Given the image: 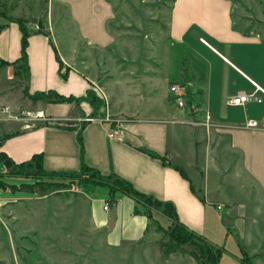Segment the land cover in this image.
<instances>
[{"label": "crops", "instance_id": "1", "mask_svg": "<svg viewBox=\"0 0 264 264\" xmlns=\"http://www.w3.org/2000/svg\"><path fill=\"white\" fill-rule=\"evenodd\" d=\"M56 1L70 8L87 45H111L106 29L111 7L106 0ZM232 9V0H171L165 45L156 52L161 91L152 111H138L151 114L136 119L127 114L113 137H108L109 125L101 120L106 114L113 116L106 96L100 92L99 97L93 82L63 60L55 45L53 55L45 35L31 32L25 48L26 92L50 90L71 98L36 101L40 104L35 108L54 120L20 131L4 125L0 151L14 163L40 154L45 171L78 172L83 163L101 175L114 174L139 192L171 202L178 220L209 244L218 245L226 228L233 231L242 256L264 253V98L259 103L229 102L237 92L251 90L245 77L264 88V39L237 27ZM0 25V59L8 62L7 78H18L13 73L20 69V31L2 16ZM171 51L176 52V64L174 79L168 81ZM171 83L182 88L184 108L170 99ZM88 90L104 109L99 105L93 110L85 97ZM85 117L97 119L84 121ZM247 120L256 121V127L246 126ZM203 134L224 140L232 168L219 163L218 154L216 159L209 157ZM104 198L102 194L90 199L96 203L89 210L92 229L101 233L99 242L113 247L142 238L150 219L132 213L134 201L119 194L109 205ZM6 201L10 200L0 199V204ZM247 220L253 227H247Z\"/></svg>", "mask_w": 264, "mask_h": 264}, {"label": "rangeland", "instance_id": "2", "mask_svg": "<svg viewBox=\"0 0 264 264\" xmlns=\"http://www.w3.org/2000/svg\"><path fill=\"white\" fill-rule=\"evenodd\" d=\"M106 1L111 7L106 23L111 45L106 48L87 45L79 37L70 8L56 0H0V11L27 20L28 29L45 35L52 54L55 45L63 60L93 82L92 89L97 95L100 97L101 92L106 96L112 117L122 119L129 114L134 119L143 118L150 111H138L142 107L152 111L154 98L161 91L155 72L156 52L165 45L171 0ZM232 3L235 25L264 39V0H232ZM169 55L168 81H171L176 52ZM9 73L0 67V103L37 107L40 103L36 101L42 99L25 95L28 93L23 63L19 72L13 73L18 78H7ZM100 106L104 109L103 103ZM202 121H197L201 123L198 126H203ZM206 139L209 157L218 154L220 157L215 159L225 164V168H232L224 140L216 134H203L201 141ZM33 168L15 170L14 176L0 162V199L10 200L0 204V264H200L197 244L175 242L169 235L161 205L154 208L143 201L135 207L142 213L150 210L144 236L113 247L103 245L99 242L100 231L91 227L89 208L96 204L90 202L91 198L103 194L104 201L107 200L106 187L79 172L45 174L37 166ZM29 183L32 185H26ZM119 194L113 193L116 197ZM246 225L253 227L249 220ZM224 237L215 245L223 249L218 264H264V253L240 254L231 229L224 228Z\"/></svg>", "mask_w": 264, "mask_h": 264}, {"label": "trees", "instance_id": "3", "mask_svg": "<svg viewBox=\"0 0 264 264\" xmlns=\"http://www.w3.org/2000/svg\"><path fill=\"white\" fill-rule=\"evenodd\" d=\"M0 16L7 19V21L15 22L18 26V29L20 31V56L19 60L23 63L24 71L26 73L27 71V65H26V44H27V37L31 32H37L32 31L26 27L27 20L21 18V17H10L4 14L2 11H0ZM2 28V25H0V29ZM57 58V55H56ZM58 60V64H59ZM8 65V62L5 60L0 59V67H5ZM20 70V69H19ZM62 76H64L62 74ZM29 98H40L44 100H49L51 102H62L69 100L70 96H62L60 94H57L54 91L47 90L45 92H35L33 94H26ZM90 104L93 107V110H95L100 105V99L93 93V91H86L85 96ZM79 140V138H78ZM80 142V140H79ZM0 162H2L5 167L7 168V171L10 175H14L13 171L18 169H26V168H33L36 167L45 174H75L76 172H58V171H45L42 169L41 166V160H40V154H33L29 160L19 163H14L11 161L3 152L0 151ZM34 169V168H33ZM180 171V170H179ZM81 174H86L88 177L87 179H96L99 180L101 186L106 187V194L108 195V198L106 202L109 205H112L115 200L116 196L113 195V193L117 192L122 193L128 197H130L134 201V206L132 209L133 214H139L142 213L138 211L135 207V204L143 201L147 204H151L154 208H159L161 205L162 215H164L168 220V229H169V235L173 238V240L177 243H195L199 247V260L200 264H218L219 258L221 256V253L223 249L221 247H215L211 244H209L204 238H202L200 235L196 234L194 231L189 230L186 228L177 218L174 206L169 201H162L159 200L151 195L144 194L142 192L137 191L135 188L132 187V185L127 182L126 180L114 175V174H108V175H101L96 170L86 166L85 164H81L80 170L78 171ZM181 173V172H180ZM182 174V173H181ZM183 175V174H182ZM26 185H32V183L26 184ZM115 186V188H113ZM149 213H142L146 215L148 218L151 217L150 210H147ZM165 226V227H167ZM161 227V226H159ZM241 260H244L241 258ZM245 261V260H244Z\"/></svg>", "mask_w": 264, "mask_h": 264}, {"label": "built area", "instance_id": "4", "mask_svg": "<svg viewBox=\"0 0 264 264\" xmlns=\"http://www.w3.org/2000/svg\"><path fill=\"white\" fill-rule=\"evenodd\" d=\"M199 41L207 45L206 41L203 38H199ZM249 84L251 85L250 91H240L237 92L229 102L233 105H239L247 102H261L264 98V88L245 77ZM168 93L170 95V99L174 102L177 108H184L186 103L183 97L182 88L178 86L176 83H171L168 85ZM105 104V97L101 98ZM93 117H85L84 121H90ZM54 120L44 114L42 109L38 108H27V107H12L7 104L0 103V129L4 125H10L17 130H26L36 126L39 123H46ZM102 121L106 122L109 125V129L107 132L108 137H113L118 133L117 125L121 122L120 119L114 118L108 114L104 115L101 118ZM246 126L256 127V121L247 120L245 122ZM104 210L107 209L106 204L102 206Z\"/></svg>", "mask_w": 264, "mask_h": 264}]
</instances>
